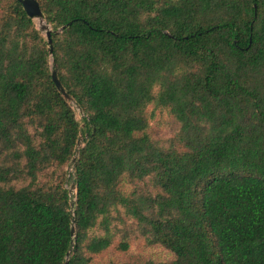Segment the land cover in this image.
I'll return each instance as SVG.
<instances>
[{"label":"trees","instance_id":"trees-1","mask_svg":"<svg viewBox=\"0 0 264 264\" xmlns=\"http://www.w3.org/2000/svg\"><path fill=\"white\" fill-rule=\"evenodd\" d=\"M37 1L52 57L0 0V264H92L139 235L172 257L128 264H264V0Z\"/></svg>","mask_w":264,"mask_h":264},{"label":"rangeland","instance_id":"rangeland-1","mask_svg":"<svg viewBox=\"0 0 264 264\" xmlns=\"http://www.w3.org/2000/svg\"><path fill=\"white\" fill-rule=\"evenodd\" d=\"M36 25L38 29H40V25L37 22ZM75 113L78 121L81 123V135L85 137L87 133L83 120L84 117L78 110H76ZM178 131L179 124L166 111H158L151 120L150 135L153 139L163 145L170 144L172 138L177 135ZM70 169L71 168H69V172ZM138 237L139 238L133 239L128 253H120L114 248H111L103 255L96 256L92 264H128L133 262H146L148 260L167 261L172 257L171 253L162 247L148 245L144 236L139 235Z\"/></svg>","mask_w":264,"mask_h":264},{"label":"water","instance_id":"water-1","mask_svg":"<svg viewBox=\"0 0 264 264\" xmlns=\"http://www.w3.org/2000/svg\"><path fill=\"white\" fill-rule=\"evenodd\" d=\"M19 3L22 4L24 10L26 11L27 15L36 23H38L40 26V30L45 34L46 40H47V46H48V51L49 55L52 57L53 56V41L51 38V29L49 25L47 24L45 20V16L40 8V4L37 0H17ZM52 80L59 91V93L64 97V99L76 110L79 111V113L85 117L84 112L82 109L76 104L75 100L69 93L65 90L63 85L61 84L57 72L55 70L52 71L51 74ZM88 137V136H86ZM84 138L82 135H80L79 140L77 142V150H80L83 147V142ZM77 154L73 157L72 159V166L69 172V178L71 177V174L74 173L75 171V166L77 163ZM69 197H70V213H71V237H72V244H75V236H76V228H75V223H76V218L75 214L77 211V204H76V183L72 182L69 186ZM71 254V251L68 252L67 257H69ZM65 264H68V262H65Z\"/></svg>","mask_w":264,"mask_h":264}]
</instances>
